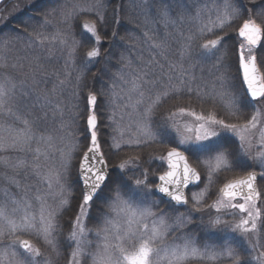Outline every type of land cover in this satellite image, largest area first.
<instances>
[{
    "label": "snow or ice",
    "instance_id": "snow-or-ice-1",
    "mask_svg": "<svg viewBox=\"0 0 264 264\" xmlns=\"http://www.w3.org/2000/svg\"><path fill=\"white\" fill-rule=\"evenodd\" d=\"M134 9H139L145 16V26L148 24V12L142 2L130 0ZM176 17L172 18L174 10L170 5L158 9L160 18L165 26L175 25L177 20L184 22L186 13L194 8V14L189 18L198 24L195 35L183 38L179 52L181 63L169 64L168 72L164 73V66L151 57L145 67L156 65L162 74L167 75V85L157 88L159 80L147 79L149 72L136 74L126 81L129 85L125 96H121L112 86L113 104L121 101L125 109L138 111L139 118L135 121V135L129 133L125 146L129 148H147L153 144H175L169 147L166 155L157 157L166 163V170L157 179L159 183H149V171L143 170L140 176L128 179L130 184H123L110 190L104 195V188L109 179L108 161L97 133V117L95 113L88 115L87 131L90 133V142L86 145L78 163V177L83 185L81 196L75 208L71 198L65 194L61 184L62 173L48 170L41 174V149H31L34 141L51 147V136L44 135L38 125L45 121L48 113L43 110L44 105L29 102L30 92L25 89V81L18 84L14 77L4 75L0 78V152L8 149L20 151L30 150L34 153L31 165L35 175L44 182L50 190L55 183L60 191L55 207L49 206L47 197L36 195L35 201L39 207L34 208L32 201L27 197L17 199L5 189L0 198V264H57L61 258V247L66 245L70 249L67 264H264V192L257 186L258 178L264 180V75L261 74L257 63V49L264 46V0H250L252 7L245 9L247 18L243 19L239 27L238 36L241 38L236 58V83H230V72L222 73L218 80L219 91H215L224 109V115L209 111L196 112L195 110L173 105L161 113L160 119L154 120L158 110L164 109L169 99H176L184 92L191 95L193 92L190 80L195 79L191 69L196 65L185 68L183 61L192 57V41L197 37V45L202 59L215 57L214 68L224 65L225 55L216 53L224 47L226 28L241 16V9L234 6L232 0H224L221 7H209L205 2L202 6L189 3L188 0H174ZM259 8V11L254 9ZM87 6L75 5L68 11L61 10L67 19L69 16L83 12H92ZM114 9V13H118ZM56 9L42 14L41 22L47 25ZM99 22L104 16L96 11ZM257 17L261 22H257ZM119 23V19H116ZM29 25L23 27L26 35L32 36L36 42L44 45L45 42L55 43L60 39L59 34L45 37L42 33L28 32ZM86 33L94 38L96 44L101 37L97 31V21L83 24ZM116 33H113V37ZM145 43L158 55H165L167 39L157 40L143 32ZM17 36L0 37V49L9 50ZM101 55L99 47L93 46L86 52L89 63L97 60ZM125 58L121 56L123 61ZM261 64H264V52L260 53ZM38 60V58H37ZM131 64V60L127 61ZM9 67L7 59L0 56V70ZM17 68L16 64L11 66ZM23 68V64L19 65ZM230 69V65L228 66ZM36 63L33 73L38 70ZM178 73L175 80L181 87L172 83V73ZM122 79L123 77H119ZM63 83V81H61ZM148 90V102L145 103V88ZM155 89V91H153ZM197 97L201 96L199 90ZM40 97H37L39 100ZM45 104L51 103L44 98ZM97 94L90 92L87 96L89 106H95ZM173 108L175 110H173ZM191 118V122L181 123L177 117ZM115 111L110 119L114 120ZM120 119H123L121 115ZM19 125V126H17ZM131 127V125L129 126ZM37 131L40 135L37 136ZM175 134V135H173ZM121 139L125 132L119 133ZM238 142L235 148L231 147L232 139ZM110 147L120 149L121 144L115 142ZM77 145H70L68 151H62V167L64 172L70 171ZM190 155H186L185 153ZM190 158L192 163H190ZM139 157H129L117 165L123 173L129 166H138ZM0 163L10 167L14 172L29 167L24 159H17L9 163L7 158H0ZM198 166L207 170L208 186L213 183L214 176L227 171L241 170L244 174L227 180L218 189V194L211 203H208V192L202 190L191 196V208L187 212L179 213L170 218L163 210L155 211L158 207L155 201H150L154 192H159L168 198V203L175 211L176 206H188L189 197L185 189L190 184L201 181V172ZM253 170H248V169ZM256 168L259 171L255 170ZM9 182L20 187L15 177ZM126 188V190H125ZM100 202L97 207V202ZM97 208L98 228L95 236L100 243L95 245L88 239L92 231L86 221L92 219V210ZM65 212H71L69 231L63 241L60 236L58 218ZM195 213H207V220ZM172 220L169 223V220ZM212 232H231L238 234L239 241L226 239L219 246H197L191 236H185L181 243L167 242L171 231L184 229L190 225ZM32 237L42 241L45 250L32 242ZM250 257V260H249Z\"/></svg>",
    "mask_w": 264,
    "mask_h": 264
},
{
    "label": "trees",
    "instance_id": "trees-1",
    "mask_svg": "<svg viewBox=\"0 0 264 264\" xmlns=\"http://www.w3.org/2000/svg\"><path fill=\"white\" fill-rule=\"evenodd\" d=\"M8 1L4 0L0 5V9L2 8L0 13V37L19 35L20 38L18 41H14L13 46L9 50L0 49V56L6 57L9 65L6 70H0V78L6 74L14 77L18 84V90L20 81H25L24 87L30 92L29 102L44 105L43 110L48 113V117L37 127L43 131L44 135H50L52 140L51 147L46 144L41 147L42 151L49 152V159H39L38 163H43L45 171L46 169H52L62 173V185L64 186L65 194L71 198L73 208H75L81 196V184L78 178L77 165L89 142L90 133L87 131V118L93 112L97 117V133L100 139L101 151L104 152L109 167V179L106 182L103 194L109 195L110 190L118 185H129L131 182L128 178L140 176L141 172L145 169L149 171V183L155 184L157 177L166 170L165 163L157 159V157L164 155L163 153L167 150L160 151L159 148H169L175 146V144H153L151 147L140 149L126 147L125 141L128 139V134L135 135V121L139 118V113L131 109L130 111L125 110L127 113H130L128 120L134 125L133 131H129L123 123L125 136L121 139L117 135L118 131L115 132L113 123L116 121L117 126V123L121 120L119 109L123 107V104L119 100L116 101L120 105L119 107L113 104L112 86L115 85V91L121 96H125L129 87L126 81L132 79L136 74H142L144 71L149 72L147 79L160 81L157 88L166 86L168 83L167 75L162 74L158 66H145L151 57H155V60L164 66V73L168 72L169 64L180 65L179 52L183 44L181 33H183L184 37H187L188 35H195L197 31V22L189 18L194 14L195 9L191 8L186 13L183 23L177 20L175 25L169 23L165 26L164 21L160 18L158 9L164 5H170L174 9L171 16L175 19L176 4L174 0H138V2L143 3L148 12L149 22L145 26V16L139 9H134L131 6L130 0H32L30 3H26L25 0H12L7 3ZM188 2L195 3L196 6H202L207 2L209 7L222 8L224 0H188ZM232 2L234 6L241 9V16L237 17L226 28L224 47L216 53L217 56L225 55L226 53L224 65L217 70V68L213 67L216 63L215 57L202 59L197 46L200 40L198 37L194 39L192 41V57L183 61L185 68H189V65H196L194 69H191L195 79L191 80L189 78L193 92L190 96L184 92L183 88L175 80V76L178 73L174 72L172 74L174 77L172 83L177 87H181V94L176 99H169L164 109L157 111V117L155 115L154 120L158 121L161 113L165 112L168 108H172L173 104L182 106V101H185V104L187 101L188 104L195 107L194 109L201 112L214 111L220 115L225 114L222 102L215 95L214 90L219 91L218 80L224 72H230V83L234 82L239 87L238 81L234 80L237 65L236 53L241 42L237 29L242 25L243 19L247 18V13L244 10L252 7L250 0H232ZM75 5L87 6L92 8L93 11L78 12L65 19L61 14V10L63 9L66 12ZM52 9H56V12L50 17V22L47 25L42 24V14ZM114 9H118V13H114ZM259 10V8L254 9V11ZM96 11L104 16L103 22L98 21L95 14ZM117 18L119 19V23H116ZM86 21H97V31L101 37L99 44H96L94 38H91L90 34L84 31L83 24ZM257 22H261L258 17ZM25 25H29V33H32L33 28H35L36 32L42 33L45 37L59 34L60 39L64 43H60L57 40L55 43L45 42L44 45H41L32 36L24 34L23 27ZM144 31H148L157 40L167 39L164 56L158 55L155 50L149 48L148 44L144 41ZM113 33H116L115 37H113ZM93 46L99 47L101 55L96 61L89 63L86 59V52ZM121 56L125 58L123 61L121 60ZM171 56L172 61L170 60ZM128 60H131V64L127 63ZM36 63L39 64V68L33 73L32 68ZM13 64H16L18 67L12 68ZM20 64H23V68L19 67ZM229 65L231 66L230 69ZM121 76L123 77L122 79L119 78ZM197 90L201 92L200 97L196 95ZM90 92L97 94L95 106H89L87 103V96ZM37 97H40V99L37 100ZM45 97L51 103L45 104ZM147 102L148 90L146 86L145 103ZM173 110L175 109L173 108ZM113 111H115L114 120L110 119ZM39 135L40 131H37V136ZM114 137L115 142H120V149L110 147L114 142ZM231 143L236 145L235 142ZM70 145H77L78 147L74 153V160L70 171L63 173L61 152L68 151ZM231 147L234 148L232 144ZM153 149L158 150L157 157L150 156ZM124 151H129L127 157L134 155L135 157L138 156L139 160L137 162L138 166H131L122 173L118 169L117 163L123 159ZM136 152H139V154L136 155ZM12 154H16L12 157L16 156L26 160L29 166L30 162L33 163L34 156L31 157V154L25 152V150L13 152ZM113 154H116L117 161L112 167L109 166V155ZM186 155L190 154L186 152ZM189 162H193L191 158ZM27 170L28 167L14 172L11 168H8L6 175L9 173L13 174L14 176H8L15 177L19 181L22 191L25 190V185H27L32 203L36 207L39 206L35 201L37 194L28 186L30 176L27 174ZM249 170L252 169L250 168ZM198 171L201 172L199 167ZM237 171L242 172L239 169L222 172L218 174V177L214 176L213 180L218 186L222 182L224 183V181L221 182L220 180L222 177L226 176L228 179L230 174L237 175ZM0 186L13 187L8 181L3 179L0 180ZM206 186L207 184L205 183L204 187ZM67 187L71 188L70 192L67 191ZM206 190L209 200L212 194L209 193V188ZM38 191L45 192L42 186L37 187ZM1 194L2 191L0 190V198ZM58 194L59 191L57 192V196ZM56 197L53 198L52 207H55L58 203ZM151 198L152 200L150 199V201H155L156 205H158V207H154L155 211L163 210L170 218H173L176 212L181 213V208H176L175 211L163 208L162 206H167V202L157 197L154 193ZM169 207L172 208L171 206ZM202 215L206 216L207 213H203ZM71 216V212H65L58 218L59 231L61 233L58 239L61 241L68 235ZM96 216V208H93L92 219H89L92 225L95 224ZM194 216L198 218L200 213H195ZM169 221L170 223L172 222L171 219ZM189 228V233L193 235L197 242L202 243L206 241L213 243L206 240L207 238L203 240L201 237L202 229L199 227L196 226L195 228L194 225H190ZM183 235L186 236L187 234L184 233ZM38 242L45 250L43 242ZM69 253L70 249L66 245L62 246L61 258L57 261V264H66Z\"/></svg>",
    "mask_w": 264,
    "mask_h": 264
},
{
    "label": "rangeland",
    "instance_id": "rangeland-1",
    "mask_svg": "<svg viewBox=\"0 0 264 264\" xmlns=\"http://www.w3.org/2000/svg\"><path fill=\"white\" fill-rule=\"evenodd\" d=\"M10 1H12V0H9L7 3H9ZM32 0H25V2L26 3H30ZM1 10H2V8L0 9V13H1ZM87 22V21H86ZM238 30H239V27H238V29H237V34H238ZM261 52H264V46H262V47H258V52H257V57H258V59H257V63H258V66L260 67V71H261V74L262 75H264V64H261V59H260V53ZM170 60L172 61V56L170 57ZM173 74V73H172ZM112 101H113V99H112ZM185 101H182L181 102V104H182V107H193V106H191L190 104H188V102L186 101V104L184 103ZM174 105V104H173ZM195 107H193V108H191V109H193V110H195L196 112H201L200 110H197V109H194ZM221 108V107H220ZM116 109V108H115ZM120 111H119V114L120 115H123V119L122 120H120L118 123H117V126H116V121L113 123L114 124V126H115V132L116 131H118V133H117V135L119 136V133L121 132V131H123L124 132V129H123V123H124V125H125V127L129 130V131H133V123L130 121V120H128V118H129V114L130 113H127L125 110H127V111H130V109H125L124 107H122V108H120L119 109ZM165 114H166V112H165ZM156 116L155 117H157V113L155 114ZM158 116H159V113H158ZM221 116H223L222 114H221ZM121 117V116H120ZM177 119L179 120V121H181V123H184V122H188V123H190L191 122V118H187V117H180V116H178L177 117ZM131 125V127H129ZM117 135H115V136H117ZM98 140L100 141V139L98 138ZM89 142H90V136H89ZM89 142H88V144H89ZM126 142V141H125ZM232 142H235L234 141V138L232 139ZM120 143V142H119ZM236 143V145H237V143L238 142H235ZM232 144V146L235 148L236 147V145L234 144V143H231ZM44 145V143H37L36 141H34L33 143H32V145H31V149H36L37 147H39L40 149H41V147ZM47 145V144H46ZM159 150L160 151H166V150H168V148H164V147H161V148H159ZM17 151H20V150H18V149H8L7 151H2V152H0V158H7L8 159V161H9V163H14L17 159H20V158H18V157H12V156H14V155H16V154H12L13 152H17ZM59 151V150H58ZM25 152H27V153H29V154H31V157H33L34 156V153H33V151H30V150H25ZM41 152L43 153L41 156H40V158L39 159H46V160H48L49 159V152H46V151H42L41 150ZM45 152V153H44ZM129 152V151H128ZM128 152L127 151H124V156H123V159L122 160H124V159H128V157H135L134 155H129L128 157H127V155H128ZM12 154V155H11ZM136 155L137 154H139V152H136L135 153ZM158 150H152L151 151V154H150V156L151 157H157L158 155ZM164 155H166V152H164L163 153ZM115 155L116 154H113V155H109V163H110V165L109 166H114L116 163V161H117V158L115 157ZM61 159H62V157H61ZM74 160V159H73ZM122 160H120L119 161V163H121V161ZM115 163V164H114ZM119 163H117V165L119 164ZM31 162H30V166L28 167V175L30 176V181H29V184H28V186L30 187V189H32V191H34L37 195L38 194H40V195H44V196H46L47 197V203H48V205L49 206H51V204L54 202V199L53 198H55L56 196H57V192L58 191H60V189H59V187L54 183L53 184V187L49 190L48 189V187H47V185L44 183V182H42L36 175H35V173H34V171H33V169H32V167H31ZM40 164V172H41V174H43V173H46L49 169H46V171H45V168L43 167V163H39ZM112 164V165H111ZM78 166V165H77ZM129 167H131V165L129 166ZM199 167V169H201V175H202V182H201V184L198 186V187H196L195 189H193V188H191L190 190H188V192H187V196L189 197V200H190V203H189V205L188 206H185L183 209L181 208V213L182 212H187V210L189 209V208H191V196H192V194L193 193H199V192H201L202 190H205L206 189V187H204V185H205V183L208 185V180H207V170L205 169V168H203L202 166H198ZM10 169V167H8V166H6V165H4L3 163H0V180H6V181H8L9 182V176L8 175H13V174H11V173H9L8 175H6L7 174V169ZM62 169H63V167H62ZM50 170H52V169H50ZM249 170V169H248ZM253 170V169H252ZM255 170H257V171H259V169L258 168H256ZM77 171H78V167H77ZM63 173H64V171H63ZM237 173V175L236 174H230L229 176H228V179L226 178V176L225 177H222L220 180H221V182L222 181H224V182H226L227 180H230V178L231 177H233V178H236V177H238V176H240V175H243L244 173L243 172H239V171H237L236 172ZM14 176V175H13ZM63 177V176H62ZM232 178V179H233ZM62 179V178H61ZM157 182V181H156ZM10 183V182H9ZM202 183H203V185H202ZM216 182L213 180V183L210 185V186H208L207 188H209V193H211L212 195L209 197V200L207 201L208 203H211L212 202V200H214L215 198H216V196H217V194H218V189L221 187V185H223V182L221 183V184H219L218 186L215 184ZM11 184V183H10ZM61 184H62V180H61ZM19 185H20V183H19ZM11 186H13V187H11V188H7V186H0V190L2 191V194H1V198L3 197V192H4V190L5 189H7L8 190V192H9V194L10 195H12V196H15L17 199H19V198H21V197H27L30 201H32V199H31V196H30V194H29V192H28V188H27V185H25V190L24 191H22L21 190V185H20V187H17L15 184H11ZM38 186H42L43 188H44V191L45 192H43V191H38L37 192V187ZM257 186H258V188H260L261 189V191L262 192H264V180H261V179H259L258 178V183H257ZM13 189V190H12ZM67 189V191H71V188L70 187H67L66 188ZM216 189V190H215ZM215 190V191H214ZM50 199H52V201H50ZM151 200H152V198H150ZM99 204H100V202L98 201L97 202V207H99ZM167 206H162L163 208H169L170 210H172V208H170L169 206H170V204L169 203H167L166 204ZM33 207L34 208H38L39 206H34L33 205ZM155 210V209H154ZM96 211H97V208H96ZM180 212H176L175 213V215H178ZM203 213H200V216L202 215ZM175 215H174V217H175ZM208 215V214H207ZM207 215L206 216H204V219H205V221L207 220ZM173 217V218H174ZM95 222V224L94 225H92V223L90 222V220H87L86 221V225H87V227L89 228V229H91L92 231L89 233V235H88V239L89 240H91L92 241V245H93V247L90 249L91 251H95V245L97 244V243H100V240L95 236V231L97 230V228H98V222H97V220L96 221H94ZM169 223H170V221H169ZM193 227V226H192ZM194 227L196 228V225L194 224ZM189 226L187 227V228H184V229H180V231H178V230H174V231H171L170 232V235H169V237H168V239H167V242L168 243H171V242H175V243H181L182 242V240H183V238L185 237V235H183L184 233H186L188 236H191V238H192V240L194 241V243L197 245V246H200V247H203V246H205V245H209V246H213V245H215V246H219L224 240H226V239H231V240H236V241H238L240 238H239V236H238V234H233V233H231V232H221V231H212V232H207V231H204V230H202V234H201V237L203 238V240H204V238H207L206 240H209L210 242H213V243H208V242H206V241H204V242H202V243H200V242H197L196 241V239L193 237V235L191 234V233H189ZM198 234H199V232H198ZM186 235V236H187ZM22 238H27V239H32V242L33 243H36L38 246H40L41 248H42V246H41V244H39V242L38 241H36V239H34V238H32V237H29V236H23ZM42 250H44L43 248H42ZM249 260H250V257H249ZM66 264H67V261H66ZM89 264H91V262L89 261Z\"/></svg>",
    "mask_w": 264,
    "mask_h": 264
},
{
    "label": "water",
    "instance_id": "water-1",
    "mask_svg": "<svg viewBox=\"0 0 264 264\" xmlns=\"http://www.w3.org/2000/svg\"><path fill=\"white\" fill-rule=\"evenodd\" d=\"M3 1H4V0H0V4H1ZM79 180H80V179H79ZM257 182H258V180H257ZM80 183H81V181H80ZM157 183H159V181H158ZM200 183H201V181H200L199 183H197V184H190V185L185 189V194H186V191H187L188 188L197 187V186L200 185ZM81 185H82V183H81ZM82 187H83V185H82ZM156 194L159 195L160 197H162L164 200L168 201V198L165 197V196H163V194H161V193H159V192H156ZM176 207H183V206H176Z\"/></svg>",
    "mask_w": 264,
    "mask_h": 264
}]
</instances>
